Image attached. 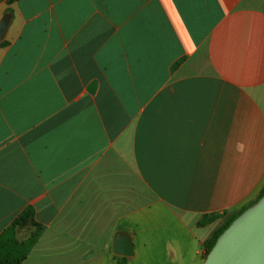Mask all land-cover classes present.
<instances>
[{
    "label": "crops",
    "instance_id": "crops-1",
    "mask_svg": "<svg viewBox=\"0 0 264 264\" xmlns=\"http://www.w3.org/2000/svg\"><path fill=\"white\" fill-rule=\"evenodd\" d=\"M5 14L0 234L27 206L41 226L20 264H202L264 185V0H0ZM119 231L131 256L111 249Z\"/></svg>",
    "mask_w": 264,
    "mask_h": 264
},
{
    "label": "water",
    "instance_id": "water-1",
    "mask_svg": "<svg viewBox=\"0 0 264 264\" xmlns=\"http://www.w3.org/2000/svg\"><path fill=\"white\" fill-rule=\"evenodd\" d=\"M9 22L5 14L0 20V42ZM111 249L114 254L131 256V237L116 232ZM202 264H264V194L245 208L219 234Z\"/></svg>",
    "mask_w": 264,
    "mask_h": 264
},
{
    "label": "trees",
    "instance_id": "trees-1",
    "mask_svg": "<svg viewBox=\"0 0 264 264\" xmlns=\"http://www.w3.org/2000/svg\"><path fill=\"white\" fill-rule=\"evenodd\" d=\"M5 42L2 40L0 42V46L4 45ZM264 194V185L260 190L258 197L251 202L250 204L244 206L235 214L229 216L219 228L212 234L211 238L205 242V253L204 257L206 256L207 252L211 249L213 244L215 243L219 234L230 224V222L238 216L245 208L249 205L257 201L262 195ZM216 216L213 214L210 217ZM208 217V216H207ZM206 219H203L205 222ZM23 226H31L35 229L30 235L28 239L22 242H18L15 238V230L18 227ZM41 230L40 224H38L34 219V209L31 206H27L23 209L17 217L11 222V224L3 230L0 234V264H20L30 251V249L34 246L39 232ZM118 264H125L123 260H118Z\"/></svg>",
    "mask_w": 264,
    "mask_h": 264
},
{
    "label": "rangeland",
    "instance_id": "rangeland-1",
    "mask_svg": "<svg viewBox=\"0 0 264 264\" xmlns=\"http://www.w3.org/2000/svg\"><path fill=\"white\" fill-rule=\"evenodd\" d=\"M125 263V262H124ZM151 262H134V264H150Z\"/></svg>",
    "mask_w": 264,
    "mask_h": 264
}]
</instances>
